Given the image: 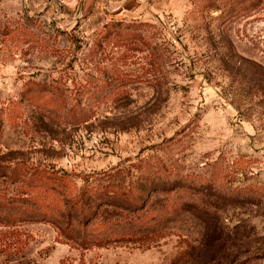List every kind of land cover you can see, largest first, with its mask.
<instances>
[{"label":"rangeland","instance_id":"rangeland-1","mask_svg":"<svg viewBox=\"0 0 264 264\" xmlns=\"http://www.w3.org/2000/svg\"><path fill=\"white\" fill-rule=\"evenodd\" d=\"M0 264H264V0H0Z\"/></svg>","mask_w":264,"mask_h":264},{"label":"trees","instance_id":"trees-1","mask_svg":"<svg viewBox=\"0 0 264 264\" xmlns=\"http://www.w3.org/2000/svg\"><path fill=\"white\" fill-rule=\"evenodd\" d=\"M10 204V203H9ZM8 205V204H7Z\"/></svg>","mask_w":264,"mask_h":264}]
</instances>
